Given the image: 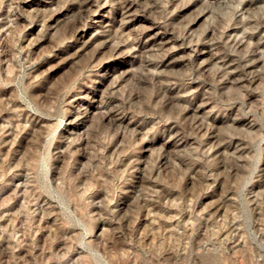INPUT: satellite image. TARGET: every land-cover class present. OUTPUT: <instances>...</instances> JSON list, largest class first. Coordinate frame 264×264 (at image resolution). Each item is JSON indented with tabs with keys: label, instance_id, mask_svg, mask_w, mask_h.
Returning a JSON list of instances; mask_svg holds the SVG:
<instances>
[{
	"label": "rangeland",
	"instance_id": "1",
	"mask_svg": "<svg viewBox=\"0 0 264 264\" xmlns=\"http://www.w3.org/2000/svg\"><path fill=\"white\" fill-rule=\"evenodd\" d=\"M0 264H264V0H0Z\"/></svg>",
	"mask_w": 264,
	"mask_h": 264
}]
</instances>
